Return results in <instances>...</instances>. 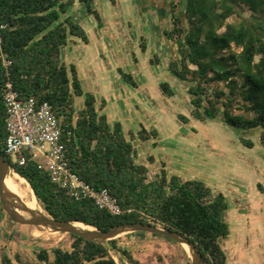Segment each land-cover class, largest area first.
I'll use <instances>...</instances> for the list:
<instances>
[{"label": "trees", "instance_id": "1", "mask_svg": "<svg viewBox=\"0 0 264 264\" xmlns=\"http://www.w3.org/2000/svg\"><path fill=\"white\" fill-rule=\"evenodd\" d=\"M77 2L100 24L99 14L92 8L93 0H0V23L6 25L0 34L1 47L12 61L8 70L0 64L1 154L25 179L45 213L55 219L80 222L101 231L123 223L161 226L187 237L200 252L203 264H225L226 255L219 243L229 234V225L222 220L228 207L224 194H213L203 181L168 175L163 168L149 180L147 165L135 162L136 149L122 133L120 123L109 125L102 112L105 101L97 103L92 93L83 92L75 65L60 61L61 48L70 36L87 41L84 29L67 15ZM172 9L166 34L177 45L178 56L169 59L167 70L188 83L187 92L195 108L193 116H220L224 124L238 131L257 129L264 147V0H185L182 15L176 13L174 5ZM242 9L250 13L251 20L227 22L239 16L237 10ZM140 47L144 50L142 43ZM160 61L156 53L149 59L152 65ZM119 72L124 81L130 82L129 75ZM6 81L11 82L20 98L35 97L51 105L62 119L64 131L70 132L66 141L70 167L94 188L107 189L129 213L111 215L92 200H73L34 162L18 165L4 153ZM218 83H224L227 91L210 90L212 84ZM159 89L164 95L174 94L165 81ZM77 97L84 99L80 109L74 106ZM182 120L186 121V117ZM135 135L148 140L156 138L157 131L140 129ZM240 142L248 148L253 146L248 139L240 138ZM147 161L153 163V156H148ZM69 235V248H53L51 257L41 249L36 254L38 261L117 264L116 255L128 264H141L129 250L118 246V239L109 241V249ZM14 258L18 263L30 264L22 263L17 254ZM1 260L12 264L8 256Z\"/></svg>", "mask_w": 264, "mask_h": 264}, {"label": "rangeland", "instance_id": "2", "mask_svg": "<svg viewBox=\"0 0 264 264\" xmlns=\"http://www.w3.org/2000/svg\"><path fill=\"white\" fill-rule=\"evenodd\" d=\"M165 2H169L168 6L174 5L176 13L182 15L185 0ZM149 6L146 5V8ZM92 8L99 14L100 21L104 20L110 27L115 40L112 41V48H104L102 43L99 50H83L80 43L70 56H65L67 48L62 47L60 61L72 60L77 64L82 88L98 96L101 94L103 98L108 96L105 97L103 90L97 91L96 75L106 72V75L98 76L101 83L107 81L108 75L109 81L115 80L116 97L119 100L126 99L131 107L126 103L121 111L115 104L114 109L108 111L109 117L121 119L122 133L136 149L135 162L147 165L149 180L154 179L163 168L167 174L177 175L180 179L203 181L213 194H224L228 207L222 214V220L229 225V234L219 239V243L226 255L225 264H264V147L260 143L258 130H235L224 124L220 116L215 119L193 116L195 108L187 92L188 83L166 73L162 65H150V50L142 52L139 47V26H142V21L137 0H115V3L93 0ZM237 12L239 16L230 17L228 23L251 20L247 10ZM67 14L81 27L95 23V18L87 13L83 4L73 5ZM146 17H149L148 14ZM88 57L93 60L90 62ZM132 57L135 61H132ZM113 65L119 66L123 74L129 75L130 82L125 81L128 87H120L116 77L107 72ZM163 81L169 84L173 96L164 95L158 88L157 83ZM215 88L227 91L224 83L210 86L211 91ZM133 91H136L134 95ZM83 100V97L75 98V109L83 106ZM133 103L137 104L138 109ZM182 117H186V121ZM140 129H154L157 136L141 140L135 135ZM240 138L250 140L253 146H244ZM148 156H153V163H148ZM7 188L11 192L9 181ZM24 227L13 223L4 211H0V264H3V256H8L12 264H21L15 260V254L19 255L22 263L35 264L38 261L36 254L41 249L47 250L51 257L53 248L67 249L72 242L69 234H52L42 228ZM37 232L43 235L37 236ZM118 246L129 250L141 264L191 263L182 246L150 233L122 236L118 238ZM114 258L117 264H128L124 260L120 261L116 255Z\"/></svg>", "mask_w": 264, "mask_h": 264}, {"label": "built area", "instance_id": "3", "mask_svg": "<svg viewBox=\"0 0 264 264\" xmlns=\"http://www.w3.org/2000/svg\"><path fill=\"white\" fill-rule=\"evenodd\" d=\"M6 25L0 23V34ZM0 64L8 70L12 61L1 47ZM6 110L4 153L18 165L28 161L45 172L52 183L73 200H92L99 209L111 215H121L130 210L123 209L107 189H96L81 179L70 167L66 141L70 132H65L62 119L53 112L48 102L35 97L20 98L10 81L3 89Z\"/></svg>", "mask_w": 264, "mask_h": 264}, {"label": "crops", "instance_id": "4", "mask_svg": "<svg viewBox=\"0 0 264 264\" xmlns=\"http://www.w3.org/2000/svg\"><path fill=\"white\" fill-rule=\"evenodd\" d=\"M137 1H138V5H139V17L142 21V26H139V29H140L139 47L142 43L143 48H144V50L141 49L142 52H146L147 50H150L149 53L151 55H153L154 53L158 54L161 57V61L158 65H162L164 70H166V73H169V71L167 70V64H168L169 59L171 57H177L178 56L177 45L166 34V31L170 27V21H171L173 9L171 6H168L169 2H165V0H137ZM75 4H81V3L77 2ZM146 5H148V6L150 5L149 7H152V8H149V7L146 8ZM141 14L145 18L144 17L142 18ZM146 14H148L149 17H146ZM68 16H70V15H68ZM111 21H112V17H111ZM82 27L86 33L87 41L84 42L80 38L70 36L67 44L65 46H63L64 49L67 48V51H66L67 53L65 56H67V55L70 56L71 51H73L74 49H78V46L80 43L82 44V46L80 48L83 50H89L90 48L99 50L100 48L98 49V47H101L102 43L104 45V48L105 47L106 48H112L111 47V46H113L112 41L115 42L114 36H112V33L110 31V27H108L107 23L104 22V20H101L100 24H98L97 21L95 20V23H92L89 26H82ZM144 33H145V35H144ZM94 52H95V50H94ZM90 54L91 53H89V55ZM67 59H70V58H67ZM88 59L90 62L93 60V58H91V57H88ZM132 61H135L133 59V57H132ZM63 62H65L67 64H74L75 65L76 70H77V75H78V78H79L80 83H81L82 80L80 78V69L78 68L77 64H75L72 60H65V59H63ZM88 63L89 62L85 63L84 66ZM149 64H150V62H149ZM119 70H121V68L119 66L113 65L110 69L109 68L107 69V72L109 74H113V76L116 77L115 79L118 80V83L121 85L120 87H123V86L128 87L127 83L125 84V81L120 76ZM105 73L106 72L103 71L102 73H100V75L99 74L96 75V80H97L96 86H98L97 91L103 90L105 97L107 95L108 98H103V95H101V94H100V96H98L93 91L91 93L95 96L97 103H100L102 100L105 101V107L103 108L102 112L106 115L109 125L112 126L117 122L121 123V119H119V120L118 119H111L109 117L108 111L113 110L114 109L113 106H116V105L119 106L120 110L122 111V109L126 107L125 106L126 103H128V105H127L128 107H131L130 106L131 103L125 101L126 99L124 100V98L119 100L116 97L117 93H115L116 92L115 80H113L112 82L109 81V75L107 77V81L101 83V80L98 79V76L102 77V75H106ZM152 81H153V79H152ZM160 83H157L158 88H159ZM136 86L134 88H136ZM82 90H83V92H88V91H85L83 88H82ZM135 92L136 91H133L132 94L134 95ZM100 97H101V99H99ZM133 106L138 109V106L136 103H133ZM116 111L119 112L118 109ZM131 119H135V118L132 117ZM138 131H136V133ZM182 180H187V179H182Z\"/></svg>", "mask_w": 264, "mask_h": 264}, {"label": "water", "instance_id": "5", "mask_svg": "<svg viewBox=\"0 0 264 264\" xmlns=\"http://www.w3.org/2000/svg\"><path fill=\"white\" fill-rule=\"evenodd\" d=\"M10 173L17 174L12 169L10 163L0 152V204L2 210L15 224L23 226H34L42 228L49 232L72 234L87 241H94L103 244L109 249H112V246L109 243V241L111 240L118 239L122 236L137 232L150 233L157 236L167 237L182 246V248L188 254V257L191 260V264L204 263L197 247L192 242H190L187 237L182 236L176 231H170L161 226L143 224L138 222L123 223L114 226L107 231H101L83 223H81L83 227H80L77 225L80 222L58 220L40 210L29 208L19 197L8 190L5 184V180ZM184 245H186L188 249H186ZM117 253L118 255H121L119 252ZM124 261H126V259H124Z\"/></svg>", "mask_w": 264, "mask_h": 264}, {"label": "bare ground", "instance_id": "6", "mask_svg": "<svg viewBox=\"0 0 264 264\" xmlns=\"http://www.w3.org/2000/svg\"><path fill=\"white\" fill-rule=\"evenodd\" d=\"M7 180L10 182L11 185V193L19 197L29 208L40 210L45 213V211L42 209V207L37 202V199L35 195L33 194V191L29 188L27 182L22 177L18 176L15 173H10L6 180L5 184L7 186ZM80 227H83L81 223L77 224ZM23 228H25L23 226ZM52 234H58V232H51ZM37 236H42L43 234L40 232L36 233ZM186 249L188 247L184 245Z\"/></svg>", "mask_w": 264, "mask_h": 264}]
</instances>
